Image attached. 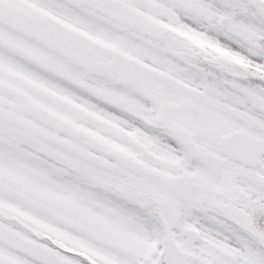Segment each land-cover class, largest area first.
Masks as SVG:
<instances>
[{"label": "snow or ice", "instance_id": "1", "mask_svg": "<svg viewBox=\"0 0 264 264\" xmlns=\"http://www.w3.org/2000/svg\"><path fill=\"white\" fill-rule=\"evenodd\" d=\"M0 264H264V0H0Z\"/></svg>", "mask_w": 264, "mask_h": 264}]
</instances>
